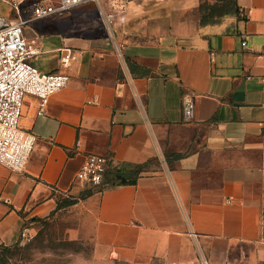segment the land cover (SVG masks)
<instances>
[{
    "label": "crops",
    "instance_id": "1",
    "mask_svg": "<svg viewBox=\"0 0 264 264\" xmlns=\"http://www.w3.org/2000/svg\"><path fill=\"white\" fill-rule=\"evenodd\" d=\"M39 1L0 0L10 5L0 14L14 17L19 4L30 17ZM156 2L102 0L105 13L125 17L115 28L121 55L95 3L25 26L47 73L70 81L44 114L36 97L25 99L20 125L36 142L23 171L0 165V244L16 243L25 221L49 216L58 198L79 196L75 176L87 154H99L111 158L108 177L136 179L75 204L93 214L107 256L264 264V0H237L238 14L171 33L158 28ZM92 11L94 27L72 31ZM186 92L195 95L190 122Z\"/></svg>",
    "mask_w": 264,
    "mask_h": 264
},
{
    "label": "built area",
    "instance_id": "2",
    "mask_svg": "<svg viewBox=\"0 0 264 264\" xmlns=\"http://www.w3.org/2000/svg\"><path fill=\"white\" fill-rule=\"evenodd\" d=\"M166 1V0H159ZM102 0H40L30 17H25L19 4H13L14 17L0 15V165L14 171H23L34 148L36 137L21 128L25 99L34 96L39 102V114H44L51 96L63 89L70 76L63 72L47 73L34 64L40 54L39 46L31 43L25 34V26L31 21L50 14L71 10L86 3L101 8ZM106 34L121 55L124 44L117 41L116 21L124 23V16L115 12L105 13L101 8ZM62 63L68 66L72 56L66 52ZM194 94L186 92L182 98L183 119L190 122L195 117ZM111 158L99 154H87L75 180L85 187L104 183ZM261 236L264 240V196L260 214Z\"/></svg>",
    "mask_w": 264,
    "mask_h": 264
},
{
    "label": "rangeland",
    "instance_id": "3",
    "mask_svg": "<svg viewBox=\"0 0 264 264\" xmlns=\"http://www.w3.org/2000/svg\"><path fill=\"white\" fill-rule=\"evenodd\" d=\"M213 3L216 1L166 0L153 4L156 9L153 15L162 19L157 22L161 32L189 31L199 22L200 6ZM89 7L93 9L94 5L89 4ZM0 11L8 13L10 5L1 3ZM96 13L92 11L90 16H82L79 25L71 27L72 31H75L76 27L84 30L94 27ZM24 16L29 17L25 12ZM47 40L48 38L45 41ZM34 64L39 69L48 71L45 56L35 57ZM93 228L94 217L87 209L75 204L63 208L50 217L48 224L31 225L21 233L18 246L13 251L11 264H136L115 260L99 250ZM147 264L167 263L153 259ZM196 264L208 263L200 260Z\"/></svg>",
    "mask_w": 264,
    "mask_h": 264
},
{
    "label": "trees",
    "instance_id": "4",
    "mask_svg": "<svg viewBox=\"0 0 264 264\" xmlns=\"http://www.w3.org/2000/svg\"><path fill=\"white\" fill-rule=\"evenodd\" d=\"M216 3L213 4H202L200 6V18L199 23L202 26L214 24L218 22L221 18L226 17L228 15H236L240 12L239 6L237 4V0H215ZM136 175V174H135ZM128 176L129 178L135 177ZM121 184L120 181L115 177L105 178V181L100 186H90L85 187L82 193L77 197H69V198H58L57 207L55 210L51 212V214L47 217H33L29 220L25 221L23 225V229L27 228L31 225H46L49 223V219L54 213L57 211L72 206L78 203L81 199H85L88 196L92 195L95 192L103 191L106 188L114 187L116 185ZM19 240L11 245L0 244V264H11L12 256L14 254V249L18 246Z\"/></svg>",
    "mask_w": 264,
    "mask_h": 264
},
{
    "label": "water",
    "instance_id": "5",
    "mask_svg": "<svg viewBox=\"0 0 264 264\" xmlns=\"http://www.w3.org/2000/svg\"><path fill=\"white\" fill-rule=\"evenodd\" d=\"M119 178L121 179V183H129V184H134L136 183V179H133V180H128L127 178L125 177H122V176H119Z\"/></svg>",
    "mask_w": 264,
    "mask_h": 264
}]
</instances>
